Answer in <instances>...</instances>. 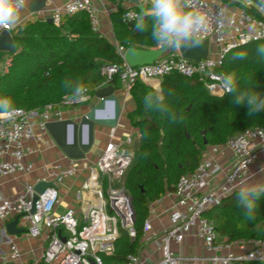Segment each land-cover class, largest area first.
Returning <instances> with one entry per match:
<instances>
[{
    "label": "built area",
    "instance_id": "obj_1",
    "mask_svg": "<svg viewBox=\"0 0 264 264\" xmlns=\"http://www.w3.org/2000/svg\"><path fill=\"white\" fill-rule=\"evenodd\" d=\"M221 3L218 0H197L198 6L213 17ZM222 4L229 10V23L220 28L214 24L205 35L204 39H209L211 44L206 60L196 63L182 58L178 51H170L152 65L131 67L124 60L126 50L118 48L115 43L123 62L104 67L105 82L99 89L112 86L117 80L127 92L137 82L156 90L167 77L179 75L197 79L213 97L226 95L220 86L225 76L221 71L225 58L239 46L264 41V22L239 8ZM105 11L109 13L108 9ZM129 11L139 13L134 9L127 10L122 17L127 24L134 23L125 19ZM79 12L89 15L92 29L99 33V11L92 0H73L65 5L63 12L50 18L55 26H60L62 16ZM40 13L45 20L48 18L43 10ZM15 27L0 29V35L5 31L11 33ZM11 63L12 58H8L0 74L7 73ZM85 95L87 99L82 102H71L66 96L59 108L47 105L40 111L18 109L11 116H0V179L31 174L34 163L29 158L38 152L33 143L39 144L49 135L48 123L65 120L66 107L89 104L95 98V94L88 90ZM113 113L112 110L110 114ZM134 143L131 137L116 139L115 128L111 129L108 143L95 165L89 168L88 177L80 188V222L74 210L63 215L55 213L60 201L58 185L80 173L75 164L50 166L47 169L49 179L43 181H52L55 187L46 189L41 195L35 191L36 184L26 185L13 197L0 194V234L8 246V250L0 255V264H106L102 256L115 253L116 243L123 232L135 240L136 214L125 182L137 153ZM206 152L195 171L182 176L175 192L164 197L171 199L175 196L176 200L164 209L169 223L163 231L155 230L153 221L159 218L158 210L164 198L150 205L143 226L144 246L129 255L124 264H164L169 258L174 264H264V239L230 243L219 236L206 218L207 212L238 192L242 185L264 181V128L246 129L223 145L208 147ZM217 156L224 158V162ZM36 197L38 199L34 202ZM33 208L35 213L32 215ZM16 217H20L17 227L26 230L24 236L30 239L46 237L47 245L39 259L25 260L15 241L18 236L8 234L7 225ZM189 237L201 241L204 254L185 253Z\"/></svg>",
    "mask_w": 264,
    "mask_h": 264
},
{
    "label": "trees",
    "instance_id": "obj_2",
    "mask_svg": "<svg viewBox=\"0 0 264 264\" xmlns=\"http://www.w3.org/2000/svg\"><path fill=\"white\" fill-rule=\"evenodd\" d=\"M110 1L118 4L111 15L118 48H156L150 36L151 22L149 31H134V23L127 24L122 19L126 10L120 4L124 0ZM219 1L264 22V0ZM13 41L11 66L7 73L0 74V97L10 98L16 109L40 111L47 105L59 108L62 99L70 94L64 87L66 80L73 86L83 84L94 95L105 82L104 67L123 62L117 47L92 29L86 12L62 16L60 26L42 19L28 21L13 30ZM259 44L264 41L233 49L221 71L233 75L241 88L264 95V59L256 54ZM238 52L247 55L236 59ZM112 85L120 89L117 80ZM161 89L168 109L165 113L145 110L144 97L153 89L141 82L130 89L136 109L128 117L141 140L125 182L133 198L137 237L132 240L123 232L115 253L105 255L109 264H123L129 255L139 251L150 205L166 193H174L178 180L195 171L208 147L223 145L246 129L264 128V111L249 116L246 103L234 105L228 94L213 97L197 79L172 75L163 81ZM171 113L183 119L174 123ZM203 131H207L206 135H202ZM236 193L207 212L206 218L230 243L264 239V197L257 202L254 219L250 220L238 205Z\"/></svg>",
    "mask_w": 264,
    "mask_h": 264
},
{
    "label": "crops",
    "instance_id": "obj_3",
    "mask_svg": "<svg viewBox=\"0 0 264 264\" xmlns=\"http://www.w3.org/2000/svg\"><path fill=\"white\" fill-rule=\"evenodd\" d=\"M73 0H28L25 8L22 11L20 22L17 27L24 26L28 21H36L39 19L45 20L42 18V13L33 14L31 12V5L35 2L44 3L45 7L43 9V14H45L48 18L57 13L63 12L65 5ZM144 6V9L148 8L150 5L148 0H140ZM93 5L99 11V21H100V36L106 39L110 44L115 46L116 39L112 24V14L116 12L118 8V4L113 3L110 0H92ZM121 7L124 10L134 9L139 11L134 4H132L128 0H124L121 2ZM105 9L109 10V13L105 11ZM140 12V11H139ZM11 36L13 37V31L11 32ZM113 86V85H112ZM114 87V86H113ZM162 87V86H161ZM161 89V88H160ZM99 90V89H97ZM116 95L119 98L121 105V116L118 122L116 131V139L125 140L128 137H131L134 142L136 140H141L140 133L138 129L134 128L129 120V114L136 109V103L132 96L130 95V91L127 92L122 90L120 87L119 90H116ZM95 97L92 102L89 104H85L88 106H84L81 108L70 107L69 110H65V119L78 120L82 116H84L87 112H89L94 106L99 104V100ZM83 106V105H82ZM77 107V106H76ZM106 115H109L106 114ZM111 132V128L107 127H95V145L92 151L87 155L85 160L81 161H72L68 159L63 152L58 148L55 142L52 140L50 135L46 136L42 142L39 144L33 143L34 147L38 150L36 155H33L29 158L34 163V171L29 175H16L12 177H7L0 179V194L6 197H13L16 194L20 193L26 185H35L38 182H42L44 179H49L47 169L53 165H60L62 167H67L71 164H75L79 167L80 173L78 176L65 180L58 185L60 192V201L56 207L55 213L58 215L66 214L70 210H74L76 212V218L81 220V206L79 204L78 195L82 184L85 182L88 177V170L98 160L100 153L104 150L106 144L108 143V135ZM136 144V143H134ZM136 148V147H135ZM138 149H136L137 151ZM207 152H204V156L206 157ZM217 158L224 162V158L217 156ZM227 163V162H226ZM168 194V193H166ZM166 194L162 197L164 198ZM161 198V199H162ZM176 200L175 196H172L171 199L164 198L162 200V204L158 210V219L153 221L154 228L157 231H163L169 223L168 215L164 212V209L167 208L173 201ZM16 242L24 253L25 260H37L40 258V255L44 248L47 245V239L45 236L39 239H30L27 236H24V233L21 235H17ZM143 237L140 241L142 243ZM143 244V243H142ZM144 246V245H143ZM8 250L7 244L4 242L0 234V255ZM140 250V249H139ZM185 253L188 255H201L204 254V248L198 239L193 237H189L186 241L184 247ZM124 264V263H123Z\"/></svg>",
    "mask_w": 264,
    "mask_h": 264
},
{
    "label": "clouds",
    "instance_id": "obj_4",
    "mask_svg": "<svg viewBox=\"0 0 264 264\" xmlns=\"http://www.w3.org/2000/svg\"><path fill=\"white\" fill-rule=\"evenodd\" d=\"M148 3L150 6L139 13L127 12L125 19L134 21V31L141 33L149 31L150 21L151 39L162 49L199 46L214 24L220 28L229 23V10L222 3L215 17L198 6L197 0H148ZM25 6L26 0H0V29L15 27L20 22ZM256 54L264 59V44L257 45ZM246 55V52H238L234 58L242 59ZM220 86L232 97L234 105L242 103L248 105L249 116L264 111V95L247 87L241 88L233 75H225ZM64 87L70 90L68 98L71 102H82L87 99L85 95L87 88L83 84L73 86L71 81L66 80ZM143 103L148 112L168 111L163 89L147 93ZM17 111L10 98L0 97V116H11ZM170 119L175 123L183 117L171 113ZM262 197H264V181L244 184L236 193L238 205L245 210V216L250 220L254 219L257 202ZM164 264H174V262L169 258Z\"/></svg>",
    "mask_w": 264,
    "mask_h": 264
},
{
    "label": "water",
    "instance_id": "obj_5",
    "mask_svg": "<svg viewBox=\"0 0 264 264\" xmlns=\"http://www.w3.org/2000/svg\"><path fill=\"white\" fill-rule=\"evenodd\" d=\"M141 12L144 6L140 0H128ZM45 7L44 3L35 2L31 5V12L37 14ZM48 23H53L50 18ZM211 44L209 39H203L202 44L195 47H181L177 49L180 56L188 61L200 62L206 60L209 56ZM14 50V41L10 32H3L0 35V53H11ZM169 49H136L129 48L124 53V60L131 67H142L152 65L165 55L169 54ZM95 97L99 104L94 106L89 112L78 120L65 119L63 121L51 122L46 125L48 134L60 148L63 154L72 161L85 160L95 145V127L97 125L107 128H116L121 116V105L116 89L113 86L101 88L95 92ZM114 111L113 115L110 114ZM109 115H106L108 114ZM203 131L202 135H206ZM207 145V141H205ZM55 187L54 182L43 181L35 185V191L41 195L46 189ZM38 197L35 198L36 202ZM35 213V208L31 214ZM20 217H16L13 222L7 225L9 235H21L25 233L24 228H18ZM40 227V225H39ZM63 242L65 239L63 238Z\"/></svg>",
    "mask_w": 264,
    "mask_h": 264
},
{
    "label": "rangeland",
    "instance_id": "obj_6",
    "mask_svg": "<svg viewBox=\"0 0 264 264\" xmlns=\"http://www.w3.org/2000/svg\"><path fill=\"white\" fill-rule=\"evenodd\" d=\"M219 1V0H218ZM221 2V1H220ZM247 4V6L250 4V2L249 3H246ZM8 58H11V56L9 55V53H1L0 54V69H3V67H4V65H5V62H6V60L8 59ZM97 100V99H96ZM92 104H93V102H92ZM84 106H88V105H83V106H77V107H75V108H81V107H84ZM69 108L70 107H68V108H66L65 110H69ZM97 127H100V125H97ZM103 127V126H102ZM136 144H135V147H136V149H138V147H139V144H140V140H136V142H135ZM130 192V191H129ZM131 194V193H130ZM103 257V259L105 260V262H106V264H109L108 263V261L106 260V258H105V256H102Z\"/></svg>",
    "mask_w": 264,
    "mask_h": 264
}]
</instances>
